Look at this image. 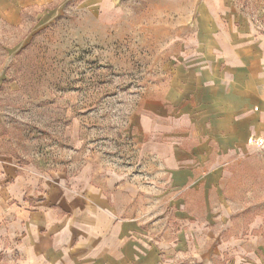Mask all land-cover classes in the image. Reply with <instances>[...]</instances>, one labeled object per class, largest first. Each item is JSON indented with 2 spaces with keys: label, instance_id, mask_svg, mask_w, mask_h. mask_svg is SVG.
Masks as SVG:
<instances>
[{
  "label": "crops",
  "instance_id": "1",
  "mask_svg": "<svg viewBox=\"0 0 264 264\" xmlns=\"http://www.w3.org/2000/svg\"><path fill=\"white\" fill-rule=\"evenodd\" d=\"M44 3L0 0V24L21 30ZM82 4L100 26L131 8L162 18L168 76L138 107L131 175L53 180L0 156V264H264L263 241L214 234L236 161L264 152V35L235 0Z\"/></svg>",
  "mask_w": 264,
  "mask_h": 264
},
{
  "label": "rangeland",
  "instance_id": "2",
  "mask_svg": "<svg viewBox=\"0 0 264 264\" xmlns=\"http://www.w3.org/2000/svg\"><path fill=\"white\" fill-rule=\"evenodd\" d=\"M44 1L42 11L24 12L23 29L0 24V156L53 180L88 166L100 177L131 175L138 107L169 71L162 18L131 8L106 27L82 0ZM235 2L264 35V0ZM231 171L236 207L215 219L214 234L226 241L233 224L236 237L264 242V152Z\"/></svg>",
  "mask_w": 264,
  "mask_h": 264
}]
</instances>
